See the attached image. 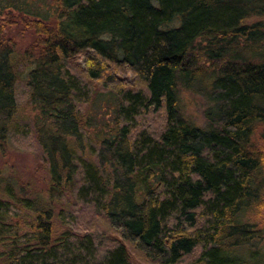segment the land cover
<instances>
[{"label":"trees","instance_id":"trees-1","mask_svg":"<svg viewBox=\"0 0 264 264\" xmlns=\"http://www.w3.org/2000/svg\"><path fill=\"white\" fill-rule=\"evenodd\" d=\"M0 8L33 34L20 51L0 19V146L35 153L49 176L45 198L0 190V264L260 256L264 231L248 217L264 207L255 139L264 128V0H0ZM191 89L210 103L204 126L181 114V90ZM105 96L116 101L112 131L94 137L88 108ZM25 211L34 218L26 230L10 221Z\"/></svg>","mask_w":264,"mask_h":264},{"label":"rangeland","instance_id":"rangeland-1","mask_svg":"<svg viewBox=\"0 0 264 264\" xmlns=\"http://www.w3.org/2000/svg\"><path fill=\"white\" fill-rule=\"evenodd\" d=\"M39 4L45 2L46 4L53 3V0H36ZM5 8L2 7V11ZM1 10V8H0ZM13 15L19 20V14L12 11ZM8 17L5 14H1L0 19L5 22L3 28V34L14 40L18 50L25 51V49L33 41V34L29 31L23 30L21 24H8ZM82 61V57L79 58ZM82 63V62H81ZM122 79H128L129 82L133 81V77L130 74L123 75ZM203 92L196 90H181L179 106L182 116L189 122L198 125H205V110L210 105ZM116 101L111 96H105L98 99L93 106L88 108V123L90 124L91 132L93 136H108L112 131L114 122V107ZM24 120L28 123H32L33 115L30 111H25L21 114ZM256 142L264 148V128H261L256 135ZM87 141V140H86ZM11 188V193L14 197H42L45 198L46 192L49 187V176L46 170L40 168L37 161V156L33 152H28L22 149H18L13 144L9 143L4 146H0V190ZM58 211V210H57ZM33 215L29 211H25L23 217L20 219L13 218L11 223L15 225L20 223L24 230L27 229V223L33 221ZM249 221L256 224L260 229L264 231V207L255 212L251 213L248 217ZM56 220V219H55ZM54 220V227L56 231H65V227L56 220ZM260 247L261 254L258 258L251 260V264H264V243L256 244Z\"/></svg>","mask_w":264,"mask_h":264}]
</instances>
